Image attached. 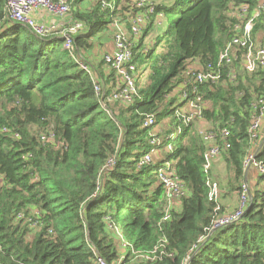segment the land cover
I'll use <instances>...</instances> for the list:
<instances>
[{"label":"trees","instance_id":"16d2710c","mask_svg":"<svg viewBox=\"0 0 264 264\" xmlns=\"http://www.w3.org/2000/svg\"><path fill=\"white\" fill-rule=\"evenodd\" d=\"M107 1L105 8L75 12V21L86 24L74 36L77 49H91L95 37H112L116 22L128 25L143 10L134 0ZM5 2L0 0V264H96L98 258L106 264H264V189L251 191L238 221L211 230L225 210L209 199L211 170H203L205 144L194 123L170 140L172 150L140 164L150 149L146 116L154 115L152 127L165 118L169 127L174 124L178 105L172 93L185 67L193 60L214 65L233 34L228 8L240 11L246 4L253 11L259 1L152 5L153 14L132 46L137 95L133 103L107 107L90 74L63 49L62 37H40L7 20ZM156 13L167 26L146 45ZM262 17L253 36L264 26ZM228 72L224 66L217 84L200 85L206 102L202 115L209 129L230 131L231 145L222 153L231 174L226 183L240 193L243 159L254 150L248 132L251 103L264 93V69L246 79L236 74L230 80ZM107 79L110 94L116 85L110 70ZM258 147L255 157L264 162V142ZM165 162L185 187L180 207L171 208L168 219L157 177ZM109 224L128 243L122 259L108 238ZM160 241L163 248L152 253ZM132 251L144 256L135 259Z\"/></svg>","mask_w":264,"mask_h":264},{"label":"built area","instance_id":"2783aa9c","mask_svg":"<svg viewBox=\"0 0 264 264\" xmlns=\"http://www.w3.org/2000/svg\"><path fill=\"white\" fill-rule=\"evenodd\" d=\"M142 1V0H141ZM259 1V11H247L248 6L243 4L239 7L240 11H226L229 19L228 25L232 22L233 34L227 41L223 50L220 52L218 60L214 65L207 64L206 66H198L188 64L182 74V82L179 85V99L187 105V109L176 106L174 108V116L176 118L174 124L170 127V132L166 135L157 134L152 127L155 123L154 115H147L144 119L143 125L151 127L149 130V144L150 149L140 160V164L150 163L155 158L156 154L163 150H172L171 139H176L182 132V126L194 123L198 120L205 119L202 115L203 109L206 107V102L202 98L200 92V85L205 83L217 84L222 78L223 67H227L229 72L226 76L233 80L238 74L236 65L246 73L252 74L253 72L264 69V42L256 47V39L253 36L254 24L261 17H264V0ZM143 2V1H142ZM142 3H136V6H141ZM144 6V5H143ZM230 6L229 8H232ZM143 8L142 13L135 15L129 21V29L131 36H127L124 32L119 31L117 27L118 22L114 24L113 28V43L114 50L111 54H105L102 61L112 71L116 78V85L110 94H106L103 82L93 79V88L95 94L99 97L102 106L107 107V103L122 102L125 104L133 103L137 95V68L132 63V46L141 36L143 29L142 24L144 20L153 14V6L149 5ZM228 8V10H229ZM5 17L28 27L35 34L40 37L49 35H60L62 37L63 49L68 51L74 61H76L81 69L88 72L90 76L92 73L88 70L85 62L76 58L77 48L74 44V36L82 33L86 29V24L82 21H75L74 23L57 29V32L51 28L37 23L31 16L30 12L34 9H45L49 14L54 16H65L70 12V2L68 0H6L5 2ZM238 9V8H237ZM156 17H164L162 13H156ZM242 19H244L242 21ZM231 20V22H230ZM119 24V23H118ZM115 31V32H114ZM263 41V40H261ZM92 77V76H91ZM93 78V77H92ZM253 114L248 128L250 141L254 142L258 139V134L262 122L264 120V93L260 96L253 98L252 101ZM199 135L205 144L204 151V172H209L212 162L220 157L224 151L229 149L230 131L227 127H222L218 130L202 129ZM163 141L166 143L163 144ZM162 145V146H161ZM161 146V148H159ZM257 149L249 151L243 159V170L247 172L253 169L258 174V184L264 186V162L256 159ZM157 177L163 186L165 195V216L168 219L170 216L171 204L182 197L185 193L184 184L176 175L174 169L170 167V162H165L162 168L157 170ZM217 183V182H216ZM215 182L208 181L209 185V199L215 200L220 194V190L216 188ZM248 182L245 181L240 189V205L234 208L231 212L223 213L218 216L213 224L211 230L218 229L224 225L236 222L240 219L244 209L246 208L249 200H251L252 192L249 190ZM252 191V190H251ZM219 207L217 206L216 209ZM163 242L160 241L159 245L154 247L152 253L157 249H162ZM96 264H106L102 259L98 258Z\"/></svg>","mask_w":264,"mask_h":264},{"label":"rangeland","instance_id":"374dc122","mask_svg":"<svg viewBox=\"0 0 264 264\" xmlns=\"http://www.w3.org/2000/svg\"><path fill=\"white\" fill-rule=\"evenodd\" d=\"M142 1L141 0H134V2H136L138 4L142 3L144 6L149 5V7L151 5H157L159 3L168 2L171 0H142ZM109 4L110 3L107 0H78V1L70 0V9H71L70 12L67 15L61 16V17L49 14V12H47L45 9H42V10H45L47 12V14H49L52 17L57 18V19L67 18V19L71 20L70 22L72 24L75 22L74 15H75V12L77 10L89 11L96 6H100V8L101 7L105 8ZM143 5L138 6V7H144ZM258 10L262 11L260 9H258ZM228 11H238V9L236 6L233 5V7L229 8ZM154 21H155V23H154L155 25H154L153 29L148 34V36L144 39V44H146V45L150 44L151 41L153 40V38L157 34H159L162 30H164L167 26L166 22H164V17H156L154 19ZM37 23L44 25V26H47V27H51L53 29V31L55 30L57 32V29L55 28V24H44L41 22H37ZM118 23H116L117 27H115V31L118 28L119 31L124 32L126 37L131 36V30L128 27L129 23H128V25L126 24L125 21L124 22H118ZM146 23H147V21L145 19L144 23L142 24V28H144L146 26ZM260 23L264 24V17L261 18ZM65 25L63 27L68 26V25H66V26ZM63 27H61V28H63ZM255 35H256V37L261 38L263 40V41L258 40L256 42V47H258V46H260L261 43L264 42V26H263V28L256 31ZM255 35H254V38H255ZM105 38H107L106 34L104 36H101V37H95L92 40V44H91L92 48L89 50L79 48L77 50L78 54L76 55V58L82 59L85 62L88 70L92 73L91 76L93 77V79L98 80V81H102L104 88L108 89L111 85V80H108V79L105 80V76H107V74H108V67L103 63L101 58L103 57V55L111 54L113 51H108V49L105 45V43L108 40H105ZM111 39L113 41V36L111 37ZM236 70L238 72V75L244 79H246V77L251 78V76H252L251 74L243 71L239 65H236ZM207 105L209 106V103ZM168 123H169L168 119L165 118L160 123H158V125L155 126L153 129L157 134L166 135L168 133V131L170 130L169 129L170 125ZM262 125H261L260 130H259L258 139L260 137V133L264 134V124L262 123ZM202 126L203 125L201 123L193 125L194 129L197 131L198 134H199V131L202 130V128H203ZM256 141H257V139H256ZM251 148H253L252 144H251L250 149ZM161 150L163 151V147ZM157 158L158 157H156V159ZM159 158H161V156ZM222 159H224V158H222ZM160 168H162V166ZM160 168H158V169H160ZM210 170H211V172H210L211 177H209V178H212V179H210L209 181L215 182V183L217 182L216 188L218 190H221V193L218 194V196L215 200L219 203V207H222V209L225 210V213L233 211L234 208H236L237 206L240 205V197H239L240 194H239V191L237 192V191L230 190L229 184L226 183L227 180H229L231 174L228 173L227 168H226L225 163H224V160L223 161L221 160L215 166L213 165V162H212V166H211ZM244 176H245V172H244ZM244 183H245V181L242 180L241 185ZM248 186H249V190L251 192V190H253L254 188H253V186H251L249 184H248ZM259 188L264 189V186H262L260 184ZM34 231H35V228L32 230V232L28 233L29 239H31L33 237ZM107 233H108V238L113 243L114 248L116 249L117 253L119 254V259H122L123 257H125L126 248L128 246V243L126 242L122 231L118 227H114L113 225L109 224V228L107 230ZM132 255L135 257V259L140 258L141 256H144L143 254H141L137 251H132Z\"/></svg>","mask_w":264,"mask_h":264},{"label":"crops","instance_id":"0c3cea01","mask_svg":"<svg viewBox=\"0 0 264 264\" xmlns=\"http://www.w3.org/2000/svg\"><path fill=\"white\" fill-rule=\"evenodd\" d=\"M30 16L36 21V22H41V23H44V24H55V28L56 29H60L61 27H63L65 24L66 25H70L71 24V20L67 19V18H54L52 17L51 15L47 14V12L45 10H42V9H34L30 12ZM65 25V26H66ZM255 39L256 41L258 40H262L261 38H258L256 37L255 35ZM105 40H108L105 45L108 49V51H113L114 50V43L111 39V36H107V38H105ZM102 59V58H101ZM196 61V60H195ZM194 60L191 61L190 63L195 65V66H198V63H196ZM180 86L176 87V89L174 90V92L172 93V96H176V99H177V105L181 106V108L183 109H187L188 107H186L187 105H185L184 102H182L180 99H179V92H180ZM198 123H201L203 126V130L204 129H207V128H212L211 127V123L205 119L203 120H198L196 122H194V124H198ZM264 124V120L262 122ZM169 124V123H168ZM170 125V124H169ZM263 126V125H262ZM170 129V127H169ZM263 132V131H262ZM264 142V134L260 133V137L257 141H254V143L252 142V145H253V149H257V147L259 145H261L262 143ZM259 148V147H258ZM162 152L158 153L156 155V157H160L162 156ZM222 155L220 157H218L217 159H215L213 161V165H217L221 160L223 161L222 159ZM214 168V167H213ZM244 181H247L249 183V185L253 186V188H258L259 187V184H258V174L253 170V169H250L248 170L247 172H245V176H244ZM180 207V204L179 202H176L174 201L172 204H171V208H179Z\"/></svg>","mask_w":264,"mask_h":264}]
</instances>
